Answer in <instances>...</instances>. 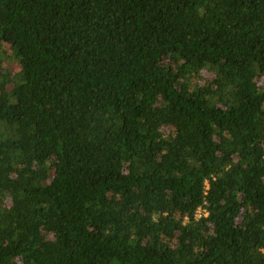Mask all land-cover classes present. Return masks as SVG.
<instances>
[{
	"label": "trees",
	"instance_id": "obj_1",
	"mask_svg": "<svg viewBox=\"0 0 264 264\" xmlns=\"http://www.w3.org/2000/svg\"><path fill=\"white\" fill-rule=\"evenodd\" d=\"M0 264H264V0H0Z\"/></svg>",
	"mask_w": 264,
	"mask_h": 264
}]
</instances>
